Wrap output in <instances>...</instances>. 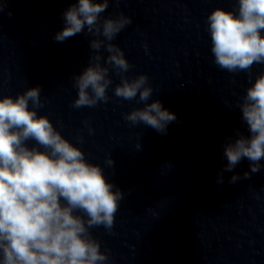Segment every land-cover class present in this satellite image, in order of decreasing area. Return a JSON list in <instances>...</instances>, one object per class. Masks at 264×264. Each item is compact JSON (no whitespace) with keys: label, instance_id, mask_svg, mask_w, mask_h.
<instances>
[{"label":"clouds","instance_id":"obj_1","mask_svg":"<svg viewBox=\"0 0 264 264\" xmlns=\"http://www.w3.org/2000/svg\"><path fill=\"white\" fill-rule=\"evenodd\" d=\"M3 7L0 4V11ZM107 7L108 0H78L64 12L65 27L55 34L57 42L85 30L95 37L90 41L88 66L73 77L78 96L72 106L107 102L111 67L121 78L115 96L133 100L139 95V101L145 102L125 119L166 134L167 125L177 117L159 100L148 103L153 89L146 75L132 80L123 75L131 65L111 41L131 18L121 14L101 20ZM207 30L214 62L220 68L237 72L249 70L254 63L264 64V0H238V14L215 8L207 16ZM102 48L109 54L106 58ZM40 95L41 88L36 86L15 98H0V264H106L108 256L90 229L103 225L111 230L124 194L106 180L100 165L90 163L80 147L61 135L47 116L38 115L37 109L43 106ZM238 107L251 136L225 144L228 163L224 171H232L247 158L255 173L264 158V73L246 89ZM29 140L44 150L29 147ZM106 163L112 166L114 161L109 156ZM238 179L233 175L230 182ZM218 182L222 183V178Z\"/></svg>","mask_w":264,"mask_h":264}]
</instances>
